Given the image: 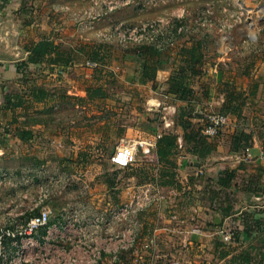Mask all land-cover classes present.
<instances>
[{
	"label": "crops",
	"instance_id": "obj_1",
	"mask_svg": "<svg viewBox=\"0 0 264 264\" xmlns=\"http://www.w3.org/2000/svg\"><path fill=\"white\" fill-rule=\"evenodd\" d=\"M9 1L3 8L23 4V0ZM87 26L92 27L90 23ZM99 32L102 31H97V35ZM29 45L23 46L20 59L10 62V66L2 56L7 54L0 52V155L11 175L7 183L9 197L16 188L19 195L23 193L25 174L30 168L29 148H34L37 141L50 139L58 142V154L62 149L66 157L55 156L57 166L46 167L45 163L53 161L43 159L49 156L47 151L42 145L36 146L42 158L36 166H40L39 171L46 167L51 175L69 178L70 185L63 194H75V188L69 189L72 183L81 182L92 203L103 200L118 203L119 198L127 201L139 185L132 181L126 187H118V178L115 186L110 187L105 182L112 166L109 169L108 160L125 140L142 141L151 145V152L134 166L143 169L151 165V173L155 175L170 168L175 173L174 184L157 185L159 196L151 205V213H140L134 219L140 235L138 248L124 251L118 261L107 255L99 264H243L234 259L242 251L251 252L253 257L244 264H264V58L260 60L259 71L251 73L253 65L244 67L242 75L250 79L240 82L234 65L227 71L225 63H221L218 72L213 73L211 66L215 59H210L213 62L209 64L206 55L203 73L192 84L193 99L181 101L167 93V81L180 64L176 50H165L158 58L156 80L143 83L136 77L141 70L133 69L127 74L131 82L114 85L104 82L106 69L89 66L87 59L88 68L80 67L75 59L68 65L31 63L25 73L19 72L17 62L27 59ZM0 51L12 49L0 41ZM32 71V74L42 72L44 79L37 84L24 81L23 76ZM257 72L255 77L259 80L253 81L252 74ZM12 80L17 87L6 85ZM225 81L245 92L242 115L229 114L226 129L210 139L215 146L211 152L206 155L192 152L177 123L179 109L192 105V121L202 128L207 112L223 108ZM95 88L99 90L94 92ZM34 89H43L45 95H37ZM27 130L31 136L24 139L22 134ZM240 130L252 134L248 150L232 148L233 137ZM165 133H176L183 143L170 156L174 166L159 163L156 154L154 145ZM228 169L234 170L235 175L225 186L220 177ZM38 180L45 181L46 177L41 175ZM228 232L233 234L230 242L224 240ZM150 238L153 243L147 249L144 243Z\"/></svg>",
	"mask_w": 264,
	"mask_h": 264
},
{
	"label": "rangeland",
	"instance_id": "obj_2",
	"mask_svg": "<svg viewBox=\"0 0 264 264\" xmlns=\"http://www.w3.org/2000/svg\"><path fill=\"white\" fill-rule=\"evenodd\" d=\"M9 2V0H0V5H2V8H0V41H3L4 44L8 45V48L11 47L12 49V52L0 51L7 54L2 55L5 57L6 65L20 59L24 45H29L46 36H52L66 49L79 48L82 45H87L91 50L99 47L98 63L101 66L89 61L88 65L106 69L104 82L107 81L114 85L127 84L131 82L130 79H127L129 71L133 69L136 71L137 69L141 70L144 63L142 54L137 52L141 49H138L141 46L137 43L124 46L107 42L100 37V32L97 35V31L106 32L117 22H125L130 26H134L152 19L180 18L181 16H178L180 14L185 16L186 22L192 26L194 31L191 35L192 39L207 38L205 50L209 64L213 62L210 59H215V63L218 61L216 41L220 33L219 28L225 27L226 29V26L229 25L227 30L235 48L225 58L224 69L229 71L234 65L233 71L240 74L238 77L240 82H247L246 78L250 79L248 75L246 78L242 75L243 68L247 65L248 67L253 65L250 72L259 71L260 60L264 58V0H23V4H13L3 8ZM89 4H92V8H89ZM208 5L214 11L213 26H199L195 20ZM89 23L92 25L91 28L86 27V24ZM8 54H11L9 56L12 59H7ZM85 59L82 55L76 58L77 63L82 68H88ZM32 73L34 71L28 72L26 76H23V80L37 84V81L40 82L44 79L43 76L45 75L42 72ZM258 73L252 74L253 81L259 80L258 76L255 77ZM136 77L138 78V75ZM14 83L15 80H12L7 82L6 85L13 87L16 86ZM34 144L36 146L42 145L45 148L44 151H47L49 156L43 159L49 158L53 161V163H45L47 164L46 167L49 165L57 166L53 157H66L63 156L66 152L62 149L61 153L58 154L56 147H60V145L55 140L37 141ZM33 146L34 148H29L30 153L27 164L30 168L25 175L36 181L38 180V169L40 167L36 166V163L37 160L42 158H40L41 150L36 148L35 145ZM56 159L60 160L59 157H56ZM108 161L110 162V160ZM6 166L5 158L0 155V167H3L0 168V228L8 222L5 211L9 208L8 202H10L7 195L10 189L7 183L11 180V175L5 170L4 167ZM75 166L77 168L78 165ZM107 166L109 169L111 166L110 171L117 172L120 180L118 187L120 185L126 187L132 181H134L133 184H139L138 180L133 179V176H131L136 166L119 169L112 162L108 163ZM75 174L79 177L78 173ZM15 178H18L17 175ZM72 185L73 187H70L69 190L73 191L75 188V194L67 195L65 193L54 197L53 201L50 202L53 208V217L60 215L62 212L66 213L78 209L81 206L83 207L82 211L86 213L100 212L109 215L107 210H109L110 205H118L126 201V198H119L118 203H114L113 200L94 201L92 203L89 199L90 193L85 191V187L81 182H74ZM11 197L15 199L16 204L21 202L18 188ZM144 212L151 213V206L139 211L137 216L133 215L134 219H137L138 215ZM121 222L116 224L115 231H118L119 228H126L128 225L126 222L122 224Z\"/></svg>",
	"mask_w": 264,
	"mask_h": 264
},
{
	"label": "built area",
	"instance_id": "obj_3",
	"mask_svg": "<svg viewBox=\"0 0 264 264\" xmlns=\"http://www.w3.org/2000/svg\"><path fill=\"white\" fill-rule=\"evenodd\" d=\"M213 14L212 7L208 5L195 21L199 26L211 27ZM178 16L181 17L152 19L134 26L117 22L108 31L101 32L100 37L124 46L137 43L155 45L164 51L177 50L191 42L194 33L185 16ZM227 27L229 25L226 29L219 28L216 41L218 61L211 66L213 73L218 72L221 63L226 62L225 58L235 48ZM205 119L202 133L209 139L217 138L230 123L229 115L216 111L207 112ZM125 141L109 157L110 162L121 168L138 163L151 152V145L142 141ZM41 175L46 177L45 181L24 179L20 203L16 204L12 195L9 197V208L5 211L8 222L0 228V264H99L107 255L113 261H118L124 251L137 247L140 235L133 215L150 207L158 199L156 185H139L127 201L110 205L107 210L109 215L86 213L81 206L53 217L50 202L67 190L70 180L68 177L51 175L46 168L38 171L37 179ZM120 221L128 225L115 231ZM224 240L232 241L233 234L225 233ZM152 243L150 238L144 247L148 249Z\"/></svg>",
	"mask_w": 264,
	"mask_h": 264
},
{
	"label": "trees",
	"instance_id": "obj_4",
	"mask_svg": "<svg viewBox=\"0 0 264 264\" xmlns=\"http://www.w3.org/2000/svg\"><path fill=\"white\" fill-rule=\"evenodd\" d=\"M206 40V37H200L197 39L193 38L190 45L185 44L184 46L176 50L180 58V64L173 71L167 81V93L173 94L177 99L181 101H190L193 99L195 90L192 84L194 79L203 73V64L206 56ZM140 46L141 47H139L138 49H141L137 52L142 54L144 63L141 67V73L138 76V79L143 83L148 81L151 82V80H156L158 64L160 61L158 58L161 56L164 50L156 47L155 45ZM99 49L100 48L97 47L92 48L91 50L87 47V45H82L79 48L76 47L66 49L60 43H58L54 39V37L46 36L38 41L30 43V45L27 47V50L29 52L27 59L17 62L16 68L17 71L25 73L31 63L68 65L73 62L79 55L84 56L89 62L99 65ZM257 86L258 84L256 83L255 88ZM37 90L38 89H34L37 95H43L46 92L43 89L38 91ZM98 90V88H95L94 92H97ZM224 92L226 99L223 104V108L220 111H215L227 115L235 114L240 117L242 115L243 106L246 104L247 98L245 96V92L236 90L235 85L230 81L224 82ZM90 93L92 94V89H89V94ZM251 93L254 94L255 92L252 91ZM193 109L194 107L192 105L180 107L177 123L184 131L183 141L189 146L188 148L192 152L206 155L214 149V142L202 133L203 127L200 129L197 128L196 124L192 121L191 112L193 111ZM30 136L31 131H23L22 137L24 139H28L30 138ZM252 139L253 137L251 133L245 132L243 130L237 131L232 140V148L234 150H247L248 147L252 145ZM179 148L180 141H178V135L176 133H165L161 135L156 142V154L159 163H162L164 161L168 166H174L175 163L170 159V156ZM174 175L175 173L171 171L170 168L163 171L161 170L159 174L155 175V173H151V165L149 168L143 169L135 167L134 173L131 174V176H136V179L139 183L138 185L151 183L156 186H166L168 184H174ZM234 175L235 171H230L228 169L227 171H224L223 175H221L220 182L222 183V185L227 186L231 183ZM117 179V172L109 171L105 178V182L108 183L110 187H114ZM139 241L137 244V248L139 245ZM234 259H239L244 264L250 263L253 257L251 252L242 251L239 256L234 257Z\"/></svg>",
	"mask_w": 264,
	"mask_h": 264
}]
</instances>
